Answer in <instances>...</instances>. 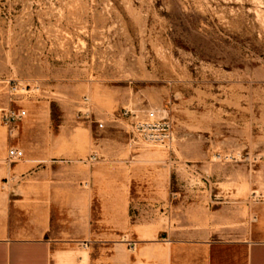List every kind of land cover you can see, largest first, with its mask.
<instances>
[{"label": "rangeland", "instance_id": "rangeland-1", "mask_svg": "<svg viewBox=\"0 0 264 264\" xmlns=\"http://www.w3.org/2000/svg\"><path fill=\"white\" fill-rule=\"evenodd\" d=\"M125 108L155 110L161 137ZM261 207L264 0H0V234L83 263L137 225L258 239Z\"/></svg>", "mask_w": 264, "mask_h": 264}, {"label": "crops", "instance_id": "crops-1", "mask_svg": "<svg viewBox=\"0 0 264 264\" xmlns=\"http://www.w3.org/2000/svg\"><path fill=\"white\" fill-rule=\"evenodd\" d=\"M255 218L253 229L260 236L258 239L167 241L168 238L159 237L160 231L154 227L137 225L133 239L124 243L129 247L116 243L114 251L94 254L90 262L83 263L67 260L60 252L63 247L58 250L51 239L12 236L4 231L0 234V264H264V207ZM12 225L10 221H2L0 229H10Z\"/></svg>", "mask_w": 264, "mask_h": 264}, {"label": "built area", "instance_id": "built-area-1", "mask_svg": "<svg viewBox=\"0 0 264 264\" xmlns=\"http://www.w3.org/2000/svg\"><path fill=\"white\" fill-rule=\"evenodd\" d=\"M87 98V97H86ZM123 115H131L134 119L135 126L140 130L145 137L155 140L161 137L159 129L160 126L165 124L157 118L155 110H147L145 114L140 116L136 110L124 109ZM27 116V110L23 107H5L2 110L1 120L8 129L11 137H15L19 131V124ZM100 126H103L100 123ZM10 161H17L24 156V150L18 145H10L7 152ZM90 160L97 159V154L93 153L89 156ZM89 245L88 241H84L82 246L87 248Z\"/></svg>", "mask_w": 264, "mask_h": 264}, {"label": "bare ground", "instance_id": "bare-ground-1", "mask_svg": "<svg viewBox=\"0 0 264 264\" xmlns=\"http://www.w3.org/2000/svg\"><path fill=\"white\" fill-rule=\"evenodd\" d=\"M145 226V225H144ZM144 226H142V228L144 227ZM147 226V225H146Z\"/></svg>", "mask_w": 264, "mask_h": 264}]
</instances>
